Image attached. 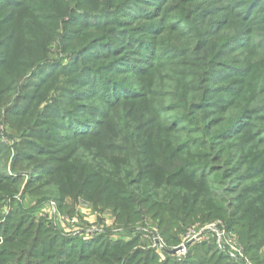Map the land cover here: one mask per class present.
<instances>
[{
	"label": "rangeland",
	"instance_id": "rangeland-1",
	"mask_svg": "<svg viewBox=\"0 0 264 264\" xmlns=\"http://www.w3.org/2000/svg\"><path fill=\"white\" fill-rule=\"evenodd\" d=\"M138 4L140 15L128 19L126 28L156 26L146 36L153 46L149 58L159 62L143 65L145 72L129 81L138 93L143 91L135 81L152 90L145 129L154 138L163 126L181 127L178 140L207 138L211 145L194 159L191 171L198 175L192 189L172 206L182 213L180 207L192 195L193 213L175 223L161 221L164 213L154 215L145 205L106 203L94 172L79 182L87 170L76 166L84 158L96 159L95 142L84 136L69 140L66 128L59 130L63 119L56 111L66 116L56 109L65 102L60 96L69 88L79 97L82 88L67 69L77 59L72 51L100 33L68 25L71 12L79 18L93 13L109 18L105 15L118 6L134 14L135 5L130 0H36L30 8L7 11L10 24L0 20V43L7 42L0 46V262L257 264L258 255L264 256L263 245L247 250L261 240L264 225L257 222V229H249L264 209V0ZM112 18L125 19L117 13ZM60 65L64 72L56 73ZM80 117L94 120L95 131L105 123L99 115ZM78 120L72 122L79 125ZM238 123L245 133L224 149L218 139ZM226 168L232 171L224 176ZM120 170L114 171L116 177ZM214 170L221 172L219 179L211 176ZM213 223L219 226L211 231ZM61 242L71 248L63 255ZM27 250L33 254L25 255Z\"/></svg>",
	"mask_w": 264,
	"mask_h": 264
},
{
	"label": "trees",
	"instance_id": "trees-1",
	"mask_svg": "<svg viewBox=\"0 0 264 264\" xmlns=\"http://www.w3.org/2000/svg\"><path fill=\"white\" fill-rule=\"evenodd\" d=\"M35 1L0 0V20L5 25L10 24L13 19L9 17L11 14H5L7 11L11 10L10 13H16L21 11L23 6L30 8ZM130 1L135 5L134 14L130 10L125 14V12L117 9L119 6L105 15L109 18H104L103 15L97 13L90 14L91 16H87V19L79 18L74 14V11L71 12L70 16L74 18L68 25L76 26L78 24L88 30L95 31V33L97 31L100 33L93 35L89 43L80 47L78 51H72V55L77 59L72 68L67 69L74 72L73 74L76 76L73 79L82 88L78 91L80 92L79 97L74 96L76 92L69 88L65 90L66 95L60 96L65 98V102L63 105L61 102V106L56 109L64 110L66 116L63 117L62 112L56 111V115L63 119L59 130L66 128L70 136L69 140L72 136L78 138L84 136L91 139V142H95L92 149L96 159L85 160L84 158L79 165H76L82 171L84 168L87 170V174L85 171L80 175L79 182L87 178L88 172L93 171L94 182H98L99 195L106 199V203L113 201L114 207L117 208H121L122 205H132L133 207L145 205L148 207L147 211L154 215L160 217L164 213L161 221L169 219L178 223L181 221L180 216L185 215V213H193L194 208L191 203H195V200H192L193 196L189 195L186 200L187 206L180 207L183 209L182 213L175 212L172 206L182 197L184 192L192 189L190 182L198 175L191 171L194 167V159L197 154H202L203 149H210L211 145L207 138L203 140H178L175 135L184 131L181 127L163 126L159 129L158 136L154 138H152L151 130L145 129L147 127L145 123L149 122L148 117L151 115L152 108L149 98L152 96V90L147 86H139V81H135L134 83L138 85L135 87H140L139 92L143 91L138 93L131 88L134 87V84L133 82L129 83V81L130 77L141 75L145 70L143 65L146 64L150 67L151 64L159 63L157 61L151 62L149 58L153 54V46L146 36L148 32H153L156 26L145 23L126 28L128 19H134L140 15L139 12H136L140 9L138 2H146L147 0ZM115 13L118 17L123 15L125 19L112 18ZM145 14L148 15L149 12ZM85 19L86 21H84ZM154 37L152 36V38ZM71 39L73 40L75 37ZM6 43H0V46L1 44L6 46ZM153 67L159 70L160 66L154 65ZM64 68L60 65L56 69V73L64 72ZM175 81L178 85V81L176 79ZM170 94L173 97L177 93ZM75 99H81L79 102L82 103L73 104ZM80 115L103 116L105 123L98 126L99 131H95L93 124L96 122L88 118L81 120ZM76 119H79V125L72 122ZM65 122L66 125L63 124ZM240 126L238 123L229 133H222L224 135L218 141H224L221 142L224 149L229 141L245 133L246 129H242ZM153 127L154 125H152ZM231 134V139L225 138ZM216 136H221V134ZM41 156L46 157V155ZM95 160L97 162L93 164ZM44 161L47 160L42 162ZM119 168L121 169L120 177H116L114 171ZM206 169L209 170V168ZM226 169L228 173L225 172L224 176L231 174L232 171L229 168ZM211 173L215 179L221 177V172L214 170ZM179 179L180 181H178ZM209 190L211 191V188ZM254 218L249 227L251 230L257 229L255 223L264 222V209L257 212ZM260 233L263 236L255 244L256 247L254 244L247 246L250 253L260 249V245L261 247L264 246V225ZM60 244L64 246L60 252L62 255L65 253V249H71L70 244L66 245L65 242ZM84 247L85 244L82 243V248L84 249ZM74 249L76 251L77 247L72 248L73 251ZM23 253L29 254V256L33 254L28 250ZM102 256L100 255L96 259H100ZM78 257L82 258L84 254H79ZM56 259L59 260L57 257ZM254 261L257 264H264V256L258 255ZM7 263L10 262H0V264ZM49 263L52 264V262ZM65 263L66 261L59 262V264Z\"/></svg>",
	"mask_w": 264,
	"mask_h": 264
},
{
	"label": "built area",
	"instance_id": "built-area-1",
	"mask_svg": "<svg viewBox=\"0 0 264 264\" xmlns=\"http://www.w3.org/2000/svg\"><path fill=\"white\" fill-rule=\"evenodd\" d=\"M53 206V208H55V203L53 202L51 204ZM219 224L218 223H213L211 225H209L208 229L211 230V231H214V230H217Z\"/></svg>",
	"mask_w": 264,
	"mask_h": 264
}]
</instances>
